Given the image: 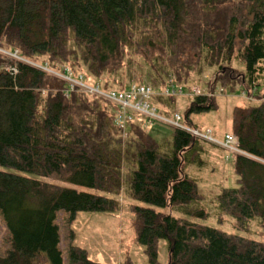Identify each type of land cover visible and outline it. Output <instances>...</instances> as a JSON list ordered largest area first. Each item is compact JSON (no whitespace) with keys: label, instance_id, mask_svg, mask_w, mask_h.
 <instances>
[{"label":"trees","instance_id":"trees-1","mask_svg":"<svg viewBox=\"0 0 264 264\" xmlns=\"http://www.w3.org/2000/svg\"><path fill=\"white\" fill-rule=\"evenodd\" d=\"M224 4L226 0H0V46L16 49L34 64L44 56L49 68L59 64L75 72L72 65L79 62L96 79L112 75L113 84L102 81L104 89L118 85L124 50L134 48L147 61L141 79L158 83L153 87L171 74L187 86L181 78L189 72L198 75L202 65L216 66L219 73L229 70L227 76L215 74L206 88L227 82L252 101L262 99L231 109L230 133L238 149L251 157L234 155L236 186L221 188L215 202L236 228L256 219L264 232V88H259L264 87V0H233L230 8ZM232 62L239 72L230 68ZM8 65L16 72L0 68V167L6 169L0 170V218L8 243L0 264H62L56 213H67V221L80 211L114 213L121 189L135 202L130 208L134 238L150 263H156L158 240H165L166 264H264V242L194 221L207 218L208 212L195 179L184 170L201 152V140L172 128L162 150L134 122L129 126L134 137L122 143L111 105L76 92L63 97L58 90L64 81L25 62ZM127 80L132 82L130 71ZM154 102L166 114L174 99ZM186 106L185 122L192 113L215 109L214 98L204 96ZM51 176L76 187L40 179ZM67 264L99 263L69 243Z\"/></svg>","mask_w":264,"mask_h":264},{"label":"rangeland","instance_id":"rangeland-1","mask_svg":"<svg viewBox=\"0 0 264 264\" xmlns=\"http://www.w3.org/2000/svg\"><path fill=\"white\" fill-rule=\"evenodd\" d=\"M232 2L233 0H226L224 6L230 8ZM0 49L2 50L0 52V68H2L9 62L14 61L12 58L13 56L9 53L12 54L14 51L17 52V50H11L5 46H0ZM142 56L145 55H142L141 51L138 52V49L124 50V55L120 60L117 69L118 76L116 78L119 79V83L118 85L109 88V90H119V87L123 85H125L124 87H127L129 84V81L127 80L128 71H130L132 82L143 83L146 85L158 84L153 82L150 83L143 78L141 79V77L144 76H142L143 74L140 75V72H144L147 68V61ZM36 61V64L38 65L42 62L45 64L46 58L41 56L36 58ZM72 66L74 67L75 72L67 66L59 68V64H54V67L50 69L56 72H60L62 69H67L73 74H81L89 82L99 83L100 85L103 80L113 84V82H111L113 78L112 75L105 74L102 75L101 78L96 79L88 75L85 68L81 66L79 62ZM262 66H264V62L262 63ZM230 68L237 69V72H239L237 62L230 63ZM218 70L219 69L216 66L202 65L198 75L189 72L186 78L182 77L181 79L187 81V86H195L201 90H207L206 87L209 86V83H212L215 74L227 76L229 72V70H226V73H219ZM172 76L173 75L171 74L169 78ZM258 81L261 84L263 81V75L260 76ZM214 85L215 87H224L227 95H221L214 98L215 109L197 114H190L188 117L189 121L185 122V124L199 129L209 127L214 131V135L220 138L223 133L230 132L229 119L233 106H241L246 103H256L262 98L255 101H252L253 99L246 100L239 95L240 91H242L241 88L235 86V88L231 90L229 88V83L227 82L222 84L220 81H217ZM260 87L262 89L264 88L262 86H259V88ZM152 103L157 106L155 102ZM158 107L160 109L163 108L160 106ZM186 107L185 100L179 97L174 99L171 109H180L179 111L183 113ZM111 113L113 114V108ZM138 122L140 121L136 119L135 123L142 128L141 131L159 143L160 149H167L168 143L170 142L171 127L160 122H154L153 126L145 128L142 126V123L140 124ZM127 137H134V133L131 132V130H128ZM199 142L201 152L196 155L194 154L195 157L192 158L193 162L191 160L186 162V170L184 171L195 179L198 192L202 199L201 205L208 212V217L205 219H196L194 221L198 224L218 228L226 233L238 234L248 239L264 242V232L258 226L256 219L244 220L243 225L240 226V228H236L234 219L217 208L215 196L221 188H231L236 186V177L232 170V161L229 159V155L219 147L213 146L204 141ZM252 158L255 159L254 157ZM0 170L6 169L0 167ZM121 173L122 175L125 174L124 168H122ZM40 179L58 186L76 187L57 179L55 176ZM77 188L85 189L79 186H77ZM117 200L119 203V209L111 214L104 212L80 211L75 213L72 221H67V213L62 211L56 213L55 223L58 227V246L61 252L62 264H67V246L69 243H73L83 248L86 251L87 257L99 264H166V241L158 240L156 244V263H150L143 251V247L137 244L134 238L133 215L130 208L131 204H134L135 202L126 195L124 189L119 191ZM167 210L168 208L163 209L164 212ZM171 213L180 216V214L176 213L174 210H172ZM7 248V231L0 218V255H3Z\"/></svg>","mask_w":264,"mask_h":264},{"label":"built area","instance_id":"built-area-1","mask_svg":"<svg viewBox=\"0 0 264 264\" xmlns=\"http://www.w3.org/2000/svg\"><path fill=\"white\" fill-rule=\"evenodd\" d=\"M2 50L0 49V52ZM14 61H21L31 64L43 72L54 76L65 82L64 86L58 91L63 97L76 92L86 96H94L110 104L113 108V124L116 135L120 141H124L128 135L130 124L137 119L145 128L153 126L154 122L166 124L171 128L180 129L187 132L193 138L204 141L213 146L219 147L229 155L233 161L235 154L249 156L237 147L236 137L225 132L220 138L214 135V131L209 127L202 129L188 126L185 124L183 114L180 109H170L166 114L160 112L157 106L152 103L155 98H183L186 104H189L197 96L216 98L217 96L227 95L220 87L213 89H199L195 86H183L177 84L174 77L168 78V81L159 87H152L143 83L130 82L127 87L119 90H109L101 87L99 83L89 82L81 74H73L67 69L56 72L50 69L46 64H34L20 57L18 52L12 54ZM4 70L15 73V66L6 64ZM43 92V90H41ZM239 95L246 100H252V97L246 93L240 92ZM153 100V101H152ZM251 157V156H249Z\"/></svg>","mask_w":264,"mask_h":264},{"label":"bare ground","instance_id":"bare-ground-1","mask_svg":"<svg viewBox=\"0 0 264 264\" xmlns=\"http://www.w3.org/2000/svg\"><path fill=\"white\" fill-rule=\"evenodd\" d=\"M220 88L225 92V90L220 86ZM226 93V92H225Z\"/></svg>","mask_w":264,"mask_h":264}]
</instances>
